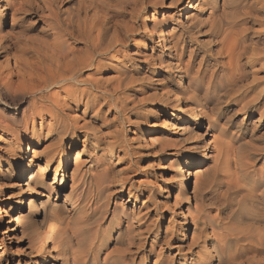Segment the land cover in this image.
<instances>
[{
    "label": "rangeland",
    "instance_id": "374dc122",
    "mask_svg": "<svg viewBox=\"0 0 264 264\" xmlns=\"http://www.w3.org/2000/svg\"><path fill=\"white\" fill-rule=\"evenodd\" d=\"M226 1L222 0L219 4L223 6L218 12V17H226V9H230ZM151 2L152 5H158L148 8L134 20L131 14L113 18L114 23L129 31V38L124 40L125 45L116 46L108 54L111 64L103 67L95 76L105 90V93L100 94L103 95L100 102H108L112 107L107 111L108 107L101 108L102 105L99 103V113H96L98 122L95 126L100 127L101 130L98 132L95 129V133L89 135L85 143L82 126L90 122V114L95 112L91 110L89 115L82 116L81 113H77L76 107L80 106L82 109L83 105L72 101L65 103L66 95L72 96L74 90L72 86L66 87V91L50 88L44 90L42 94L39 93L38 96L50 94L65 112L61 119L66 123H77L76 126L80 129L79 142L77 141L74 146H71L69 139L62 146L57 144L55 138L47 135L48 128L41 132V123L45 122L47 125L53 120L49 115H45L44 121L39 117L35 120L36 132L40 138L32 140L31 133L23 134L21 128L27 119L25 114H28V110L31 109L33 100L25 98L15 108L6 106L0 100V120L2 119V125H0V185L2 186L0 264H65L69 259L68 253L63 254L49 244L46 245L42 254H36L30 248L28 239L22 236L21 230L27 224L39 223L44 212L62 211L64 200L67 201L65 206L71 209V203L77 198V188L84 182L89 183L88 186L91 185V188H88L89 196L94 199L91 202L93 215L88 222L92 225L76 226L78 232L72 240L75 247L95 242L96 237L99 238L94 232V222L99 220L101 213L105 212L104 228L109 232L117 224L118 218L123 219L124 222L142 218L148 224H153L154 231L148 241L149 251L145 255H139L135 264H258L262 262L263 257L258 252L256 242L244 239L247 233V235L256 234L250 225L251 219L248 214L250 217L258 214L257 207L255 206L254 209V206L249 204L246 206L245 202L243 205L238 204L234 199L240 200L246 191L255 187L250 181L251 177L248 176H253L260 171L262 160L250 158L244 168L242 164L235 165V168L234 165L227 169L220 167L216 181L200 191L193 192V182L189 183L186 190L179 191L177 183L182 177L188 178L189 162L194 156L204 160L207 167L218 166L217 153L213 151V143H210L215 139L223 147L230 142L229 149L233 150L234 156L238 158H243L248 152H256L257 149L262 148L263 143L261 141L253 143L249 135L253 130L259 136L263 135L264 122H261V125L258 124L259 126L253 125L257 114L238 113L235 116L234 111L240 107L236 103L231 109H225L221 113V116L226 115L231 118L232 123L228 129L225 125L226 117L220 119L219 115L211 116L201 108H197V115L194 114L192 105L185 104L183 100L184 97H188L187 90L183 93L177 91L179 84L177 77L169 68L170 51L159 44L158 37L161 36L162 28H165V34L171 33L170 36H173L174 40L187 31L185 16L193 15L192 17L201 21L206 18V13L202 9H185L186 11L182 13V6L177 9L170 7L169 0H151ZM204 2L206 3L207 0ZM3 3L0 0V35L10 41L19 37L18 32L21 31L23 23L14 19L10 7L2 13ZM198 3L199 1L194 3L193 8ZM60 7L61 16H63L62 11L67 8L66 2ZM27 14L24 24L31 15H35ZM91 15H93L92 11L89 13V16ZM102 16L103 14L99 12V17ZM34 17L39 21L34 24L35 28L27 32L26 37L42 38L50 42L51 37L46 32L48 21L45 17H41L40 13ZM13 23H15V30L11 31ZM117 38L123 39L121 34ZM198 39L202 42L196 47L206 52V57L210 55V58L202 63L201 68L197 65L199 60L192 65L194 72L200 71L199 75H205L211 68V64L215 63V59L211 52L207 51V44L204 41L206 39ZM21 47L23 46L18 45L12 52H17ZM1 55L0 75L5 76V66L12 67L14 60L9 57L8 62L2 63ZM34 58L33 56L31 59L35 60ZM184 60L186 62L187 57ZM88 75L91 74L88 73ZM196 85L198 84L192 78L185 84L186 87H196ZM113 89L117 90L114 95L108 92ZM263 89L264 86L247 95H241L239 99L254 96ZM176 99L179 103L175 102ZM239 99L237 97L235 100ZM34 102H39L37 97L34 98ZM66 104L72 105L73 109L67 110ZM178 104H181L183 111L175 116L177 114L175 106ZM241 120L244 124H241ZM8 126H13L14 129H5ZM18 133H21L23 137L20 138ZM204 144H207L205 148H197V146L204 147ZM29 147L43 152L53 151L59 155L49 166V172L45 178L47 185L38 188L31 184L26 191L25 184L29 183L32 172L30 164L36 173L37 165L44 164L46 159L45 155L36 158L28 150ZM110 148L114 150L112 153L109 152ZM62 149L72 152L68 165L64 169L59 168ZM103 151L106 153L104 157L101 156ZM77 153L80 157L78 165H75ZM18 162H25V170L21 174L14 173ZM109 162H111V168ZM75 168L77 172L73 174ZM107 168L112 169L110 181L105 179L101 172L106 171ZM119 178H121L120 182L117 181ZM228 184H234L240 192L237 191L236 194L229 192ZM96 189L97 191L102 189L100 195ZM167 190L169 196L165 193ZM37 192L39 196L36 195ZM160 193L164 195L163 198L159 197ZM69 195H72L70 199H68ZM102 195L107 198L104 199ZM33 206L35 211L30 210ZM4 209L11 211L10 217L14 227L10 228L7 224L8 216L3 213ZM115 211L116 218L113 217ZM182 219L184 223L181 225ZM186 224L189 225V229L182 237L181 226L185 228ZM195 229L198 233L193 237ZM156 233L158 238L153 243L152 238ZM109 250H114V247L109 246Z\"/></svg>",
    "mask_w": 264,
    "mask_h": 264
},
{
    "label": "bare ground",
    "instance_id": "6f19581e",
    "mask_svg": "<svg viewBox=\"0 0 264 264\" xmlns=\"http://www.w3.org/2000/svg\"><path fill=\"white\" fill-rule=\"evenodd\" d=\"M1 1L4 2L1 12L4 13L7 8H12L14 19L22 21L23 27L18 32L19 37L14 40L7 41L5 36L0 35L2 63L8 62L9 57L14 60L12 67L5 66V76L0 75V100L6 106H13L14 108L22 103L25 98L33 100L31 109L28 110V114H25L27 119L21 128L23 134L31 133L33 135L32 140L40 138L36 132L35 120L39 117L44 121L45 115H49L53 120L49 121L47 125L45 122L41 123V132L48 128L46 130L47 135L55 138L57 144L62 146L69 139L71 146H74L77 141L79 142L80 129L76 126L77 123H66L61 119L65 112L50 94L38 96L39 93L42 94L44 90L50 88L66 91V87L72 86L74 88L72 96L66 95L65 103L72 101L83 105L82 109L80 106L76 107L77 113H81L82 116L89 115L91 110L95 112V114H90V122L82 126L85 143L89 135H93L96 130L98 132L101 130L100 127L95 126L98 122L96 113H99V103L103 98V95L100 94L105 93V90L95 76L101 72L103 67L111 64L107 57L108 54L116 46L125 45L124 40L129 38V31L114 23L113 18L131 14L134 20L148 8L156 7L158 4L152 5L151 0H15L16 3L15 1ZM186 1L169 0V6L175 9L182 6V13L186 11L185 9H202L206 13V18L200 21L192 17L193 15H187L185 16L186 32L181 33L173 40V36H170L171 33L165 34L166 29L162 28L161 36L158 37L159 44L170 51L169 68L177 77L179 83L177 91L183 93L187 90L188 97H184L183 100L185 104L192 105L194 114L198 113L197 108H201L211 116L219 115L220 119L226 117L227 129L232 123L231 118L226 115L221 116V113L225 109H231L235 103L240 106L234 111L235 116L238 113H243V115L257 114V119L254 120L253 125H261V122H264V89L254 96H247L244 99H239V97L264 86V0H227L230 9H226L225 18L218 17V12L223 6H219L222 0H207L206 3L204 2L206 0H189L187 4ZM198 1V5L193 8L194 3ZM65 2L67 8L62 11L63 16H61L60 5ZM91 11L93 15L89 16ZM99 12L103 14L102 17H99ZM27 13L35 15H31L24 24ZM39 13L49 23L46 32L51 37L50 42L42 40V38L29 39L26 37L27 32L36 27L34 24L39 20H35L34 16L37 17ZM14 27L15 23L11 25V31L15 30ZM119 34L122 35V40L117 38ZM198 38L206 39L204 41L207 44V51H210L215 59V63L211 64V68L205 75H199L200 71L194 72L192 65L193 62L199 60L200 63L198 62L197 65L201 68L202 63L210 58V55L206 57V52L200 51L199 47H196L202 42ZM18 45L23 47L13 53L12 50ZM33 56L35 60L31 59ZM185 57H187L186 62H184ZM126 72L129 71L126 70ZM190 78L198 84L196 87L185 86ZM108 92L114 95L117 90H108ZM35 97L39 100L38 103L34 102ZM237 97L239 100H235ZM175 102L179 103V100L176 99ZM224 104L225 106H223ZM101 105V108L108 107L107 111L112 107L108 102H102ZM65 107L67 110L73 109L70 104H66ZM175 109L177 111L175 116L183 111L181 104L175 106ZM241 124H244L243 120H241ZM0 125H2V119ZM5 129L11 130L14 127L8 126ZM18 134L20 138L23 137L21 133ZM249 137L253 143L261 141L263 146L256 152H248L243 158L234 156V151L229 149L231 148L230 142L223 147L216 139L213 140L210 143H213V151L217 153L218 166L207 167L204 160L194 156L189 162L188 178H180L181 180L177 184L179 191H182L186 190L189 183L193 182V192L200 191L216 181L220 167L227 169L234 165L235 168V165L242 164L244 168L250 158L262 160L260 171L253 176H248L251 177L250 181L255 187L245 192L244 199L240 197V200L234 199L238 204L242 203L243 205L245 202L246 206L249 204L254 206V209L255 206L257 207L258 214H253L252 217L248 214L251 219L250 225L256 234L249 232L250 234L247 235V231L244 239L256 242L258 252L263 257L262 262L258 264H264V134L259 136L253 130ZM206 146L207 144H204V147L197 146V148H205ZM28 150L36 158L45 155L46 159L44 164L37 165L36 173L30 164L32 172L29 176V183L25 184L26 191L31 184L38 188L47 185L45 178L49 172V166L59 155L53 151L43 152L31 147ZM113 151L112 148L109 149V152L112 153ZM71 153V151L63 149L60 151L62 160L59 168L64 169L68 165ZM105 154L103 151L101 156L104 157ZM79 157V153H77L75 165H78ZM203 159L205 158L203 157ZM108 164L111 168V162ZM110 168L105 169L106 171L100 169L108 181L112 178V172H110L112 169ZM76 169L73 174L77 172ZM24 170L25 162H18L14 168V173L21 174ZM248 177L246 178L249 180ZM62 180L63 178L60 183ZM117 181L120 182L121 178ZM88 184L84 182L77 188V198L75 202L71 203V209L65 206L67 201L64 200L62 211L44 212L39 223L33 225L26 223L27 225L22 226V236L28 239L30 248L36 254H42L46 245L49 244H52L63 254L68 253L69 259L65 264H135L139 255H145L149 251L147 249L148 241L154 231L153 224H148L142 218H136V222H124L123 219L118 218L117 224L109 232L104 228L105 212H103L99 220L94 222V232L99 238L96 237L95 242L92 241L83 246L75 247L72 244V240L78 232L77 225H92L88 222L93 215L91 202L94 199L89 196L91 185L88 186ZM1 187L0 185V192H2ZM227 190L234 192V194L237 191L240 192L234 184H228ZM97 192L100 195L102 189ZM165 193L169 196L168 190ZM36 195L39 196V192ZM71 196L69 195L68 199ZM102 197L107 198L104 195ZM159 197L163 198L164 195L160 193ZM230 197L232 198V196ZM228 199L229 197L227 201ZM30 210L35 211V206L31 207ZM3 213L8 216L7 224L10 225V228L14 227L10 217L11 211L4 209ZM73 215L76 216L73 217ZM116 215L117 212L115 211L113 217L116 218ZM180 223L182 225L184 219L180 220ZM188 229V224L185 225V228L181 226L180 234L182 237L186 235ZM197 233L198 230L195 229L193 237ZM157 238L156 233L152 238L153 243ZM109 246L114 247V250L110 251ZM118 246L120 248H116ZM36 262L38 263V261Z\"/></svg>",
    "mask_w": 264,
    "mask_h": 264
}]
</instances>
